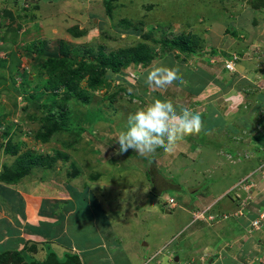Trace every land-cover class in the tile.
<instances>
[{
    "label": "rangeland",
    "instance_id": "1",
    "mask_svg": "<svg viewBox=\"0 0 264 264\" xmlns=\"http://www.w3.org/2000/svg\"><path fill=\"white\" fill-rule=\"evenodd\" d=\"M126 26L129 30L141 28L142 35H128ZM71 27L86 29L87 34L75 38L67 31ZM181 36L190 38L195 50L201 53L199 57H190L192 60L187 61L186 55H179L178 51H171L172 54L165 56L156 51L154 61V54L151 53L148 63L145 59L133 62L120 74H114L111 88L87 91V82L83 81L80 88L87 95L64 101V121L75 128L79 125L85 131L77 128L64 131L50 144H40L36 139L35 134L49 126L44 118L55 113L53 101L49 99L52 91L47 88L50 77L44 68L51 55L38 54L36 49L41 44L44 43V52L49 53L58 51L59 41H65L72 50L77 47L75 50L80 55L84 47L110 54L119 48L133 46L138 40L153 47V38L174 40ZM32 45L35 47L31 51ZM215 53L217 55L213 56ZM234 57H237L236 70H239L235 74L238 79L234 87L244 90L243 96L250 95L249 100L246 99L247 107L241 103L238 109L234 99H231V108L222 104L220 93L225 92L221 96L228 94L229 87L217 93V99L209 103L207 97L195 99L190 90L200 89L199 80L196 84L182 62L193 66L195 73L202 68L209 69L210 81L223 87L227 75L222 64ZM211 59H215V63L209 68ZM160 65L179 68L185 84L174 82L166 89L149 88L144 79L151 68ZM243 75L254 83L244 79ZM262 79L264 0H0V143L5 145L11 139L12 144L20 146L17 154L10 155V160L0 148V169L6 164L14 170L16 157L27 151H40L43 156L59 152L58 159L51 164L53 167L49 165L35 170L37 177L46 175L52 178L56 173L58 187L62 190H67L65 183L71 185L73 178L83 176L90 180L88 175H94L95 170H99L104 174L106 183L115 182L108 184L110 187L106 189V194L112 198L106 203V210L114 216V224L113 228L107 229L106 237L103 233V239L122 256H115L118 264H135L132 254L125 260V254L117 250L125 244V240H129L132 250L139 245L140 253L137 252L136 257L145 259L144 263L148 254L174 240L173 244L170 243L172 249L181 257L180 262L172 261V257L170 264H204L226 244L237 247L245 237L254 233L261 239L264 235L259 234L263 228L258 230L251 226L259 211L264 212V203L262 207L259 205L264 200V169H256L260 172L255 173L254 161L247 158L248 155L253 156L252 144L264 145V126L252 128L250 132L257 133L253 141L246 131L242 133V129L237 131L242 135L229 139L231 131L225 124L230 122L225 120H231L228 116L239 118L246 113L255 119L264 116V105L258 107L256 103L263 100L260 97L264 94L260 89L264 90V82H260ZM130 87L133 88L131 94L128 93ZM114 92L118 93L119 101L111 105L107 96ZM155 98L168 99L177 106L188 107L199 113L202 121L207 119L205 124L209 129L218 127L214 132L203 129L197 135L186 137L184 140L187 141L177 146L172 155L165 154L162 149L146 156H139L131 149L117 155L119 145L116 139L127 129L129 114L150 104ZM198 100L203 103L198 104ZM256 107L260 109L256 111ZM251 116L243 124L250 122ZM3 131L9 133L4 142L1 138ZM245 136L250 137L245 147L238 146L232 150L221 144L222 140L224 144H234ZM179 153L182 155L178 156ZM152 158L154 162L150 164ZM71 163L76 170L70 168ZM100 163L99 169L96 165ZM63 165L69 166L68 170L63 169ZM258 175L262 181L258 180L249 187L251 177ZM243 179L248 185L242 182ZM82 183L74 182V185L80 188ZM230 195L235 200L230 201ZM0 197H7V194L0 193ZM169 198L175 200L174 208L169 207ZM208 208L211 210L208 216L200 217L201 222L184 230L194 213L198 215ZM76 220L78 217L72 221ZM242 221L247 222V236L233 229L237 222ZM80 224L86 229L85 233L94 231L93 224ZM140 238L144 239L138 240ZM76 239L79 240L78 236ZM95 240L98 242L100 239ZM136 240L138 243L133 244ZM255 240L253 244H258L257 238ZM184 242L187 248L180 244ZM144 244L158 246L153 245L147 250ZM178 246L188 251L182 254L184 249L178 251ZM98 253L101 249L95 252L97 255L92 263L85 261L84 264H109L110 258H100ZM112 253L110 251L111 257ZM151 262L160 264L157 257Z\"/></svg>",
    "mask_w": 264,
    "mask_h": 264
},
{
    "label": "crops",
    "instance_id": "2",
    "mask_svg": "<svg viewBox=\"0 0 264 264\" xmlns=\"http://www.w3.org/2000/svg\"><path fill=\"white\" fill-rule=\"evenodd\" d=\"M190 59L192 60V58ZM182 63H185L184 65L185 68L187 69L186 71L187 74H189L191 78L195 80L196 84H197V80H199L198 82L200 83V89L198 91L196 89L190 90L191 94H193L195 99L199 97L200 98L204 97V99L208 98L209 100L208 103H209L211 100L217 99V97H215L217 93H219L222 90H227L228 89L227 87H229V90L227 91L228 94L221 96V94L225 92L223 91L222 93H220L219 99L223 101L222 104H225L226 108L227 107L231 108L230 102L233 101L231 99H234L237 100L235 105L238 109L239 107H241L240 106L241 103H243V106L245 108L247 107L245 105H246V101L249 100L250 95L244 94L243 96L242 92L244 90L242 89L241 91L239 89L236 90L237 88L234 87L236 84L235 81L236 79H238L235 75L236 73L239 72L238 68L237 70H235V72H228L224 70L225 72L224 74H226L228 77L225 76L227 81L224 82L222 87V85L220 84L216 85L215 82L210 81V77L208 74H211V71L209 69L202 68V71L199 70V72L197 71L195 73L193 66L190 67L186 62H182ZM214 63H215V59H211V64L213 65ZM211 64L209 68L214 66V65L211 66ZM242 77L244 79L246 78L247 81H249L250 83H254L251 80V78H248L246 75H243ZM260 82L261 83L264 82V79H262ZM260 89L264 93V90H262L261 87ZM260 97H262L263 100L261 99L256 102L258 107L262 104L264 105V94ZM175 100L177 102V99ZM195 103L197 102L195 101ZM201 103H199L198 100V104ZM194 106L196 105L194 104ZM258 107H256V111L260 109ZM222 110H224V108ZM248 116L249 117L251 116L250 113H246L244 116L242 115L239 118L236 115L228 116V118L231 120H225V121H230V122H225V124L226 127H229L231 131L230 134L231 137L227 135L229 139H233V138L236 139L237 136L242 135L239 134V132H237L239 129H242V133L246 131L253 141L256 140L254 136H257V133H252L250 131H252V128L255 126L258 129H260L261 126L262 127L264 126V118H263L264 116L263 117L258 116L256 119L253 118V116H251L252 118L250 122H248L247 124H243V121L246 120ZM202 122H203V129L204 130L206 129L207 131L213 130L214 132L215 127H218V126H213L211 127L212 129L211 128L209 129V126L205 124V122H207V119H205ZM217 134L219 133H215V135ZM250 137L249 139L246 136L245 138H240L239 140L237 139L236 141L239 142L234 141V144H229V145L224 144L225 142L224 140H222L223 142L221 144L223 146H227L230 149L234 150L238 146L245 147L247 141L250 140ZM186 141L187 140H183L178 144V146ZM39 143L42 144L41 142ZM257 145L258 146H255V144L251 145V148L253 149L252 151L254 153L253 156L250 157V161L251 160L254 161L253 163L255 164L256 167L254 169L255 173L260 172L259 170L256 169L259 168L264 169V145L263 143ZM256 152L260 153V155L256 154ZM39 153L41 154L40 151ZM180 155H182V153H179L178 156ZM11 157L12 156L8 155L9 160ZM157 157L155 158L158 159ZM110 160L111 159H109V161ZM69 166H71L70 168H74L72 163ZM69 166L63 165L62 167L63 169L67 168L68 170ZM100 166L101 163L99 165H96V167L99 169ZM7 167L9 166L7 165ZM42 167L45 166L34 167L31 170H35L36 168L42 170ZM50 167L53 166L51 165ZM52 170L53 169H51V171ZM1 172L2 169H0V174ZM249 174L251 175V173ZM36 175H37L36 170L34 172L30 171L28 175L24 176L17 183H7L0 180V193L7 194V197H3L4 199L0 197V255L6 254L8 252L20 253L22 254V256H25L26 258H30L29 256H31L32 260L34 259L36 262L43 263L46 262L50 257L49 256L50 251H53L54 254L57 256V258H59L58 260L60 261H61L60 257L65 259L66 255L70 254L77 256L79 262L81 264H84L85 261L87 263L90 262L92 263V260L97 255L95 254V252L101 249V253H98V256L100 258L104 259L106 256H108V258H110L109 264H112V262L113 264H118V262L115 261L114 258L115 256H121V255L119 253H116L117 251L115 250V248L113 250V246L109 247L107 241L103 239L104 238L103 233L105 234L106 237L107 229L113 228V224H114V221L112 220V217L114 216L109 215L106 210L108 209L106 203L112 200V198H109V196L106 194L107 193L106 189L110 187L108 184L110 185L115 184V182L106 183L104 180L105 179L104 174H102L99 170H95L94 175L92 174L88 175L90 177V180L83 178V176L79 177L80 179L73 178L71 181L72 183L71 185L69 183H65L68 185L67 190H62L61 188L58 187L56 173L52 178L46 175H43V177H37ZM246 177H244V179ZM252 178L253 177H251L252 184L249 185V187L255 185L258 180L260 182L262 181V178L259 177V175L255 176L253 179ZM244 179L242 180V182H245ZM79 181L83 182L80 188L74 185V182L76 184ZM247 183L248 182H245V185H248ZM231 195H230V201L235 200L233 197H231ZM263 203L264 200L260 202L259 204L260 207H262ZM175 206L176 203L173 207L172 206L169 207L174 208ZM262 209L264 208L262 207ZM210 211H211L210 208H208L202 210V212L200 213H202L204 217L205 215L208 216V213ZM195 214L196 213H194L193 215L194 219L192 218L190 220V223L186 227H184V230L187 227L190 228L195 224L201 222L199 218H195ZM77 217L78 220H76V222L72 221ZM209 218L212 219L213 216L210 215ZM80 223H82L83 225H88L89 223L93 224L94 231L85 233L86 229H83L82 226H80L81 225ZM241 223H245V222L242 221ZM241 223L237 222V224L234 225L233 229L245 235L246 233H248L249 228L248 229L246 228L247 222L243 225H240ZM78 226L80 227L78 228ZM74 227L76 229H74ZM72 228L74 229V231H72ZM262 230L263 231L259 233L261 235L264 234V227ZM77 236L79 240L76 239ZM179 237L178 239H180ZM96 238H99L100 240L97 242L95 240ZM255 238H257L258 244H253L256 241ZM143 239L144 238H140L138 240H143ZM138 240H136L133 244H137ZM243 240L244 241L242 242V244L238 245L237 247H233V246L229 247V244H226L224 248H221L218 251H216L217 253L214 254L211 260L205 262L204 264H261L262 263L261 259L264 258V235L261 239V237L260 238L257 237V235L254 233L253 236L245 237ZM77 241L80 242L81 244L80 243L77 244ZM124 242L125 244L120 245L121 248L117 250L125 254L124 257L127 258L125 260H128L132 254L134 256L135 264H149L151 260L155 259L156 257L158 258V261H160V264H170L169 262L172 257H173L172 261L180 262L181 254L176 250L172 249L173 245L171 244L174 243V240H172V243L169 240L167 244H163V246L159 247L155 252L148 254L147 255L148 259L147 262L145 263H144L145 259L136 257L137 252L140 253L139 245L137 244L136 249L132 250L131 249L132 245L128 243L129 240H125ZM180 244H184V247L187 248V246L185 245L186 242ZM153 245L158 246V244H144L147 250H150ZM177 248L178 251L184 249L183 247L180 248V246H178ZM56 249L60 251H56ZM107 249L109 250L107 251ZM110 251H113L112 257L110 255ZM185 251L188 250L184 249V252H182V254L185 253ZM128 254H130V256ZM247 258H249V260ZM161 259L164 261H162ZM64 261L66 260H62L61 262Z\"/></svg>",
    "mask_w": 264,
    "mask_h": 264
},
{
    "label": "trees",
    "instance_id": "3",
    "mask_svg": "<svg viewBox=\"0 0 264 264\" xmlns=\"http://www.w3.org/2000/svg\"><path fill=\"white\" fill-rule=\"evenodd\" d=\"M143 5L147 7V4ZM126 27L128 30L125 31H127L126 33L128 35H142L141 28L133 27L129 30V26ZM67 31L75 38H81L87 34L86 29H78V27H71ZM152 42L154 44L153 47L138 40L133 46L124 49L119 48L116 51L110 52V54H105V52L101 50L96 52L94 48L84 47L85 49L82 51L81 55L75 50L77 47L72 50L70 45L65 41H59V49L54 53L44 52L42 48L44 43L41 44V46L36 49L38 54L42 56L51 55L45 63L46 65L44 68L50 77L47 81V88L48 91H52L50 94L51 98L49 99L53 101L52 109H55V113L44 118V122L49 126L46 130L36 133V139L41 143L47 144L55 140L60 133L62 134L64 131L74 130L75 127L73 124H66L64 121L66 118L64 101H69L72 97L78 98L87 95V92L80 88V84L83 81L87 82V91H99L102 88H111L112 81L115 80L114 74H120L124 68L132 65L133 62L139 63L145 59L146 63H148L151 60V53L154 54L152 56L154 61L157 55L156 51L162 52L163 56L172 54L171 51H178L179 55H186V60L190 59V57L193 59L197 58L201 54L195 50L193 42H191L188 37L184 38L181 36L174 40L153 38ZM34 47V45L31 46V51ZM29 51L30 50L27 48L28 55ZM216 55L215 53L213 56ZM225 56L227 55L225 54ZM227 58L230 59V57ZM237 62L238 61L235 63ZM222 67L226 70L224 66ZM59 90L62 91L59 92ZM107 98L111 105L119 101L117 92L112 93L107 96ZM94 119L96 118L94 117ZM76 128L82 132L85 131V129L79 125ZM8 136L9 133L7 131L1 132L2 142H4ZM254 137L257 138V136ZM0 148L3 149L4 155H14L19 151L20 146L12 144V140L8 139L5 145L4 143H0ZM58 153L53 156H43V154L33 153L31 151L24 152L16 157L14 170L6 165L1 167L2 172L0 174V180L7 183H17L24 176L28 175L32 168L49 166L54 163L59 157ZM249 157H251V155H248L247 158ZM73 167V169H75L76 166L73 165ZM49 256L48 260L52 258L59 259L53 251H50ZM29 257L30 258H26L20 253L8 252L0 255V264H44V262H36L34 259L32 260L31 256ZM63 260L79 262L77 256L70 254H67L66 258Z\"/></svg>",
    "mask_w": 264,
    "mask_h": 264
},
{
    "label": "clouds",
    "instance_id": "4",
    "mask_svg": "<svg viewBox=\"0 0 264 264\" xmlns=\"http://www.w3.org/2000/svg\"><path fill=\"white\" fill-rule=\"evenodd\" d=\"M174 82L185 84L180 69L165 65L151 68L144 79V83L154 89H166ZM132 92L133 88H128V93ZM202 130L199 113L177 106L171 100L155 98L150 104L129 114L127 129L116 139L119 145L116 154H124L131 149L139 156H146L162 149L165 154L172 155L180 142ZM153 162L154 158L149 160L150 164Z\"/></svg>",
    "mask_w": 264,
    "mask_h": 264
},
{
    "label": "built area",
    "instance_id": "5",
    "mask_svg": "<svg viewBox=\"0 0 264 264\" xmlns=\"http://www.w3.org/2000/svg\"><path fill=\"white\" fill-rule=\"evenodd\" d=\"M237 61V57H234L232 60H226L225 64H224V68L230 72H233L236 70L235 66H236V62ZM170 206H174L175 205V200L173 198H169L168 200ZM203 217L202 213H199L198 215L195 214V218H200ZM251 226L254 229H258L260 230L261 228L264 227V212H261L259 214L258 217H256L252 222H251ZM261 262L264 264V258L261 259Z\"/></svg>",
    "mask_w": 264,
    "mask_h": 264
},
{
    "label": "water",
    "instance_id": "6",
    "mask_svg": "<svg viewBox=\"0 0 264 264\" xmlns=\"http://www.w3.org/2000/svg\"><path fill=\"white\" fill-rule=\"evenodd\" d=\"M44 264H81L77 261H64L61 262L58 259L52 258L50 260H47L46 262H44Z\"/></svg>",
    "mask_w": 264,
    "mask_h": 264
}]
</instances>
